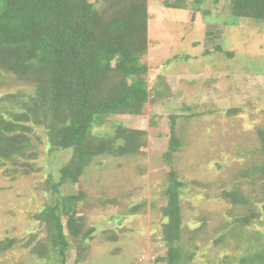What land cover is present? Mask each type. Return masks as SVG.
Instances as JSON below:
<instances>
[{"label": "rangeland", "instance_id": "1", "mask_svg": "<svg viewBox=\"0 0 264 264\" xmlns=\"http://www.w3.org/2000/svg\"><path fill=\"white\" fill-rule=\"evenodd\" d=\"M170 1L147 0L149 42L141 62L149 69L151 99L140 114L109 116L89 132L112 140L119 126L143 130L144 145L123 157L92 158L79 182L60 188L59 199L75 197L80 236L93 229L81 245L70 242L66 264H164L158 263L167 250L161 211L172 176L184 183L181 242L185 251L195 252L189 264L225 259L246 264L243 258L264 255L262 217L246 227L235 222L250 210L261 214L252 182L260 163L253 133L264 109V24L233 17L229 0L212 3L208 16L193 13L190 0L182 9L166 7ZM209 26L216 29L211 42L205 40ZM33 91L31 84L0 70L3 132L23 138L15 154L0 160V264H59L39 214L55 203L49 184L58 181V169L71 151L51 148L45 129L34 122ZM28 109L29 120L22 119ZM172 130L179 147L166 155ZM235 187L247 204L231 205L219 197ZM67 218L63 215V221Z\"/></svg>", "mask_w": 264, "mask_h": 264}, {"label": "trees", "instance_id": "2", "mask_svg": "<svg viewBox=\"0 0 264 264\" xmlns=\"http://www.w3.org/2000/svg\"><path fill=\"white\" fill-rule=\"evenodd\" d=\"M188 1L172 0L166 7L186 8ZM190 1L194 13L201 12L207 0ZM229 1L233 17L264 24V0ZM148 19L147 0H100L97 4L88 0H4L0 11V70L33 86L34 122L45 129L51 148L71 151L68 162L58 169V181L49 184L52 195H57L55 203L39 214L59 264H66L71 241L81 245L93 232L90 228L80 236L81 224L73 215L75 197L59 199L61 186L79 182L92 158L134 154L145 143L146 133L138 129L119 126L112 140L92 138L89 132L109 116L138 115L147 103L149 69L141 59L148 51ZM22 119L29 120V109ZM1 122L0 160L15 154L23 141L18 133L6 135ZM253 134L257 136L254 153L260 161L252 182L258 187L253 199L261 204V214L252 210L240 214L235 222L241 227L258 217L264 223V109ZM178 147L172 130L166 155ZM183 187L172 176L164 192L167 203L161 211L165 220L161 240L167 250L158 263L189 264L194 258L195 252L185 251L181 242ZM219 197L231 205L248 203L239 187L223 190ZM246 260L242 259L246 264H264V255ZM219 264H228V260Z\"/></svg>", "mask_w": 264, "mask_h": 264}, {"label": "crops", "instance_id": "3", "mask_svg": "<svg viewBox=\"0 0 264 264\" xmlns=\"http://www.w3.org/2000/svg\"><path fill=\"white\" fill-rule=\"evenodd\" d=\"M207 1H210V0H207ZM207 1H206V2H207ZM212 3H214V4L218 3V0H212L211 3L209 4V6L207 5V7H205V8L202 9L201 13H202V14H206L207 16H208V15H212V14H213L212 11L215 9L214 6L211 7V4H212ZM148 25H149V24H148ZM148 33H149V29H148ZM220 34H222V33L220 32ZM215 35H216V29H215V27H214V26H213V27L209 26L208 29H207L206 32H205V40L208 39V40L211 42L212 39H213V37H214ZM217 46H218V45H217ZM207 52H208V51H207ZM209 52H210V50H209ZM156 70H157V69H156ZM162 81H165V80H164V79L160 80L159 83H158L159 86H163ZM192 84H193V82H192ZM156 91H157V94H161V95L164 94L163 92H161V90H159L158 87L156 88ZM186 91H187V90H186ZM177 92H178V91L176 90V93H177Z\"/></svg>", "mask_w": 264, "mask_h": 264}, {"label": "clouds", "instance_id": "4", "mask_svg": "<svg viewBox=\"0 0 264 264\" xmlns=\"http://www.w3.org/2000/svg\"><path fill=\"white\" fill-rule=\"evenodd\" d=\"M149 99H151L150 96H149Z\"/></svg>", "mask_w": 264, "mask_h": 264}]
</instances>
